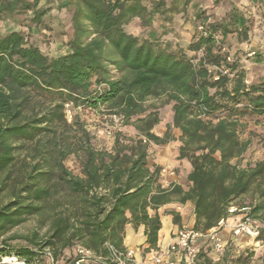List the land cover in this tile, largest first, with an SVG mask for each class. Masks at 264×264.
<instances>
[{
	"label": "trees",
	"instance_id": "16d2710c",
	"mask_svg": "<svg viewBox=\"0 0 264 264\" xmlns=\"http://www.w3.org/2000/svg\"><path fill=\"white\" fill-rule=\"evenodd\" d=\"M193 2L65 0L59 9L75 7L73 34L66 51L55 57L31 42L30 33L16 30L0 37V196L5 193L7 199L0 205V264L12 256L39 264L46 249L57 257L76 245L105 256L108 245L123 248L128 225L136 231L144 227L145 251H154L161 230L158 210L173 202L192 203L194 230L206 232L247 197L250 203L239 205L251 207L264 226V159L254 165L239 162L250 143L239 139L237 117L264 115V82L249 87L245 71L227 61L216 39L219 31L226 39L247 30V20L234 11L228 24L207 23L201 12L195 20L203 30L187 48L162 41L153 27L156 20L171 25L177 18L190 19ZM39 6L40 0H0V19L31 12L39 26L48 10ZM135 19L142 29L150 28L146 37L126 31ZM239 34L246 37L244 31ZM153 101H162L161 107L173 104L172 122L162 136L154 132L160 107L147 105ZM68 103L104 106L138 136L121 139L120 133L112 151H99L80 125L75 131L77 122H68ZM173 142L179 147L176 159L191 165L189 173L184 169L187 189L164 186L162 167L149 162L152 144ZM77 150L84 153L81 176L64 164ZM34 217L45 229L44 240L9 235ZM18 241L25 245H13ZM256 241H264V228Z\"/></svg>",
	"mask_w": 264,
	"mask_h": 264
},
{
	"label": "rangeland",
	"instance_id": "374dc122",
	"mask_svg": "<svg viewBox=\"0 0 264 264\" xmlns=\"http://www.w3.org/2000/svg\"><path fill=\"white\" fill-rule=\"evenodd\" d=\"M64 1L40 0L39 7L48 10L42 24L39 26L33 23L32 17L34 14L31 12L20 15L5 14L0 19V37L16 30L30 33V41L36 44L45 54L51 57L63 54L66 51V43L73 34L71 18L75 9L74 5L59 9ZM234 11H237L239 15H243L247 20L245 24L247 30L243 28L239 30L240 32L244 31L246 37L244 34L234 31L226 39H223L219 31L216 39L218 45L222 48V52L228 54L227 56L231 58V63H238L245 71V83L250 87L254 83L264 82V3H253L252 0H194L189 7L190 19L177 18L171 25L156 20L153 27L158 31L159 38L162 41H171L175 48L180 46L187 48L193 38L197 37L198 34L200 35L201 27H204L201 20H195L197 14L204 12V17L209 18L207 23L221 22L228 24L231 22ZM235 27H233L234 30L240 29L239 26ZM171 28L173 29L172 32L166 35L163 34L164 29ZM149 29H142L138 19H135L126 27V31L136 37H146ZM253 51L257 53V56H250ZM189 55L195 57L193 53H189ZM196 57H201V55L197 53ZM147 105L160 107L158 114L161 122L167 123L170 121L171 116L173 118V104L161 107L162 101H153ZM71 110L72 119L68 122H77L74 127L75 131L79 130L80 125L89 134L93 147L99 151H112L116 137L120 133L122 135L121 139L123 137L136 138L138 136V132L133 127L124 126L120 118L109 115L104 106H99L98 109L72 107ZM237 117L240 119L239 139L250 143L248 151L239 162L242 166L246 164L254 165L264 159V115L256 116L251 112H246ZM154 132L157 133L156 130ZM83 161L84 153L77 150L68 155L64 164L73 175L81 176ZM166 165L162 167L168 172L165 177L166 181L169 183L173 181V183L180 184L183 187L189 185L183 166H178V163L175 166ZM171 172L174 175H169ZM6 201L4 193L0 196V205H3ZM239 203L249 204L250 199L247 197L242 198L236 202L235 206ZM34 234L37 236V241L44 240L46 236L45 229L39 226L38 219L35 217L13 230L9 235L24 238L31 237ZM221 235L224 236L226 242L230 240V231L227 228L222 230ZM13 245L25 244L18 241L14 242ZM74 247L67 248L57 254L58 256L55 258L58 264H67L70 261ZM227 247L226 252L221 255L213 253L210 256L204 254V256L197 257L194 264H264V241L257 242L256 239L247 238L239 243L234 242L231 238ZM208 250L210 251L209 248ZM47 263V256L39 259V264Z\"/></svg>",
	"mask_w": 264,
	"mask_h": 264
},
{
	"label": "built area",
	"instance_id": "2783aa9c",
	"mask_svg": "<svg viewBox=\"0 0 264 264\" xmlns=\"http://www.w3.org/2000/svg\"><path fill=\"white\" fill-rule=\"evenodd\" d=\"M199 54L202 56L201 51ZM250 56L255 57L257 53L253 51ZM228 61L231 62L230 57H228ZM218 69L223 74L229 73V70L224 69V67ZM72 107L71 103L65 105L68 121L72 119ZM167 173L166 169H162L161 175L164 186L172 184L165 179ZM169 175L174 174L171 172ZM251 210L249 206L233 205L228 210V218L220 221L215 228L206 232L187 228L181 229L172 237L171 242L165 248L156 249L152 251L153 253L150 251L143 254V252L138 253L133 249L115 248L108 245L107 255L101 256L81 245H76L73 256L67 264H179L176 259L179 256L184 257L189 264H194L199 253L197 246L200 241L214 254L221 255L226 252L228 242L221 235L225 228L235 238L257 239L264 226L258 219L254 218ZM45 255L48 258V264H58L51 249H46ZM2 262L3 264H26L14 256L4 258Z\"/></svg>",
	"mask_w": 264,
	"mask_h": 264
},
{
	"label": "crops",
	"instance_id": "0c3cea01",
	"mask_svg": "<svg viewBox=\"0 0 264 264\" xmlns=\"http://www.w3.org/2000/svg\"><path fill=\"white\" fill-rule=\"evenodd\" d=\"M180 19V18H179ZM172 116L170 121L167 123L160 122L158 127H156L157 135L162 136L163 132L166 130L167 124L172 122ZM178 144L175 142L170 143L165 146H156L153 145L150 148V157L149 162L150 165H159L163 167L166 164H170L169 166H175L178 163V166L185 169L188 173L191 171V165L187 160L178 161L176 157L178 156ZM165 156V157H164ZM167 166V165H166ZM173 183V181H171ZM189 185L184 188H188ZM150 214H154V212H150ZM158 214L160 216L161 221V230L158 235V246L157 249L165 248L172 240V237L181 229H194L196 223V217L194 214V205L190 202L186 204H180L177 202H173L161 207L158 210ZM177 219V222L175 221ZM145 228L140 227L137 231L134 229L132 225H128L125 230L123 248L133 249L135 251L143 252V254H147L145 249L148 248V244L146 243V236L144 235ZM229 239L231 238L234 242H243L247 238H235L230 233ZM230 240L228 243L230 244ZM228 244V246H229ZM197 248L199 249V253L197 257L201 255L207 256L213 255L211 251L207 249L203 242H199ZM151 253H153L151 251ZM179 264H189L188 261L184 257L176 258Z\"/></svg>",
	"mask_w": 264,
	"mask_h": 264
},
{
	"label": "bare ground",
	"instance_id": "6f19581e",
	"mask_svg": "<svg viewBox=\"0 0 264 264\" xmlns=\"http://www.w3.org/2000/svg\"><path fill=\"white\" fill-rule=\"evenodd\" d=\"M165 157V156H164ZM8 262V261H7Z\"/></svg>",
	"mask_w": 264,
	"mask_h": 264
}]
</instances>
